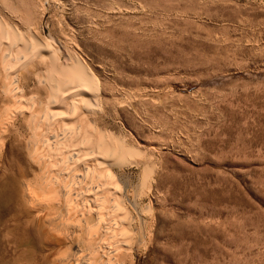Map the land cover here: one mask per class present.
<instances>
[{"label":"rangeland","instance_id":"obj_1","mask_svg":"<svg viewBox=\"0 0 264 264\" xmlns=\"http://www.w3.org/2000/svg\"><path fill=\"white\" fill-rule=\"evenodd\" d=\"M25 7L102 84L106 123L159 166L144 197L156 236L132 264H264V0H0L30 35Z\"/></svg>","mask_w":264,"mask_h":264},{"label":"bare ground","instance_id":"obj_2","mask_svg":"<svg viewBox=\"0 0 264 264\" xmlns=\"http://www.w3.org/2000/svg\"><path fill=\"white\" fill-rule=\"evenodd\" d=\"M32 15L25 35L0 13V251L7 264H132L156 236L144 197L157 163L106 123L102 84Z\"/></svg>","mask_w":264,"mask_h":264}]
</instances>
